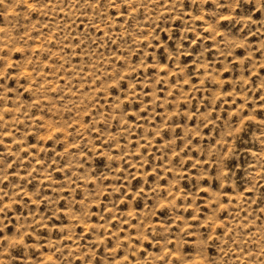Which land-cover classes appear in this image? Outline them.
<instances>
[{"label": "rangeland", "instance_id": "1", "mask_svg": "<svg viewBox=\"0 0 264 264\" xmlns=\"http://www.w3.org/2000/svg\"><path fill=\"white\" fill-rule=\"evenodd\" d=\"M0 264H264V0H0Z\"/></svg>", "mask_w": 264, "mask_h": 264}]
</instances>
